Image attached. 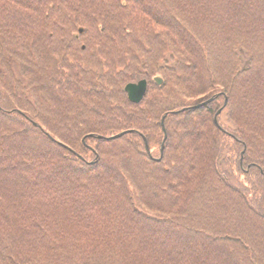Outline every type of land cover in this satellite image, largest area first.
<instances>
[{
	"label": "trees",
	"instance_id": "1",
	"mask_svg": "<svg viewBox=\"0 0 264 264\" xmlns=\"http://www.w3.org/2000/svg\"><path fill=\"white\" fill-rule=\"evenodd\" d=\"M221 51L225 92L200 109L165 110L164 151L149 156L151 121L134 123L165 109V75L193 96V84L220 71ZM139 64L164 70L155 87L163 108L150 100L145 118L129 108L146 97L133 104L121 87L150 81ZM225 96L231 128L209 123L212 160L208 141L196 150L184 142L180 161L161 171L169 115L189 126ZM144 155L157 177H172L153 184L174 208H147ZM244 161L260 173L241 181ZM255 220L261 239L248 236ZM0 264H264V0H0Z\"/></svg>",
	"mask_w": 264,
	"mask_h": 264
},
{
	"label": "rangeland",
	"instance_id": "2",
	"mask_svg": "<svg viewBox=\"0 0 264 264\" xmlns=\"http://www.w3.org/2000/svg\"><path fill=\"white\" fill-rule=\"evenodd\" d=\"M86 25H89V24L86 23ZM35 29H37V28H35ZM42 31H46V27L43 28ZM30 32H31V29L28 31V34H30ZM146 36L147 35H144V38H146ZM39 47H38V49H39ZM39 50H40V52L42 54L43 60L46 59L45 52L43 51V49H39ZM221 52H222L221 54L217 53L216 57L213 59V62H215V63H213V68L215 67L214 64H216L220 71L213 75L214 79L211 81V83L207 84V79L209 77L208 73H207V75H206L207 78H205L204 80L201 79L199 82L193 84L192 87H191V91L193 92V96H191V94L189 93L190 89H187V87L184 86V85L182 86L177 81V79L169 81L168 78H167V75H165V72H164V75H165L166 80H167V82L165 84L166 86L164 87V90H163L165 92V98H164L165 109H159V112H157L155 114L156 117L155 118H150L151 120L148 119V117H146V120H143V121H140V122L135 121V123H134L135 124L134 127L141 128L140 125H147V124H143L144 121H147V122H148V120L151 121V125H152L154 130L151 131V128H149L147 130V132H146L147 133L146 136L149 135V137H152V139L148 138V144H149V147H150V150H151V154H153V156H155L156 158L160 156V152H161L160 150H161V147H162V144H163V139H164V132H163V130L161 131L162 126H160L161 125V121H162L163 118H166L168 116V114H169V113H166L165 110L166 111L167 110L172 111L174 109L178 110V109L184 107V105L186 107L195 106V105H197L199 103H203V102H205V101H207V100H209L211 98H214V96L219 94V93L225 92V52H223V51H221ZM89 58H90V56L88 54H86L85 58H84V61H88ZM219 58H222L221 59V66H219V64L217 62L219 60ZM137 67H138L137 70L140 71L142 74L143 73L147 74V75H145V77H149L150 80L152 79V76L155 75V74L154 75L151 74V69L150 68H149L150 71H147L145 73L144 69L141 67L140 64ZM92 68L96 69L97 71L102 70L95 63H94V66H92ZM163 71L164 70L158 69L157 71H155L153 73L163 74ZM18 72H19V70L17 69V73ZM129 79L130 78H127L125 81H128ZM126 84H127V82H125L123 85H121V87L124 88V86ZM155 87H157V86H154L153 83H152V86L150 85V88H151L150 92H148L147 96H145L146 97V101H148V103H146V102L142 103L139 108H134V107L129 108V111H131V113H133V114H135V112L138 111L135 115L139 116L138 118H145V117H143V114L146 113L145 110L152 109V107H151L152 104H151L150 100H153L155 102V106H157V105L159 106L158 108H163V102L156 99V98H158V90H156ZM38 95H40V94L38 93ZM113 99H115L116 101L119 100V98H114V97L112 98V100ZM85 102H89V101H85ZM118 102L122 103V100H120ZM227 102H228V100H227V97L225 96V100L224 99H219V101L216 103V106H212L210 108L212 110V112H210V113L209 112H205V111L194 112V114L191 115L193 119L189 121L190 125L186 126V127H185V123L187 122V119H183L184 118V117H182L183 114H176V115L175 114H170L169 115V117H168V119L170 120V126H169V130H168L169 138H168V142H167V149H166V152H165V155H164V160H163L164 162L161 163V166H160L161 167V169H160L161 171L163 170V172H164V171H166V169H169V168L172 171V167L174 165H171V164L178 163L180 161V156L185 154V150H187L185 145H188V146L191 147V149L193 148V150H196L198 148H201L199 146L200 143H206L208 141L209 143L207 144L208 145L207 148H208L209 154L206 156L205 159L212 160L211 156L212 155L214 156V152H212L210 150V148L214 145V142L211 140L212 139L211 132H212L213 135H216V134L211 130V128L209 126V123L211 122V123L215 124V116H217V122H218V119H219L218 124H220V126L223 129H225V126L231 128L230 125L228 124L227 116H225V109H224V111L221 109L223 106L225 107ZM51 104H53V103H51ZM158 108H156V110ZM50 111H51L52 115L57 113V110L54 107L51 108ZM219 111H220V113L218 114ZM150 113H152V112H150ZM147 114H149V113H147ZM206 114L211 118V120L209 119L207 124H206L207 119H203L202 118L204 115L207 116ZM78 116H81V115H78ZM188 116H187V118L190 117V116L189 117ZM218 116H219V118H218ZM228 117H229V115H228ZM153 122H156L157 124L154 123V125H153ZM164 126H165V119H164ZM214 126L217 127V129L223 130L219 125L215 124ZM130 128H132V127H129V129ZM77 130H80V129H77ZM124 131H128V130H123L122 132H124ZM198 131H200V132L203 131L205 133V134H202V135L200 134L202 138L201 137H195L196 134H199ZM86 132H87L86 130L83 131V133H86ZM122 132L119 131V133H122ZM114 133L116 134V132H114ZM190 133H191V135H190ZM203 135H205V136H203ZM223 135L224 134H222V136ZM113 136H115V135L107 137L106 139L113 140V139H109V138H111ZM196 138L197 139L200 138V140H198L196 142ZM207 138H209V139H207ZM220 138H221V140H220V147H219L220 151L219 152H220V154H222V158L220 160L221 161V170L224 173V171H225V138L224 139L222 137H220ZM184 142H185V145H184ZM139 144H140L141 150H143L144 149V145L141 142H139ZM221 144H223V146ZM105 146L107 147V146H113V145L112 144H105ZM242 151L244 152V149H243V147H240L239 148V156L241 155ZM235 152H238V146H237V149H236ZM135 153H133V156H131V158L133 157V164L132 165H135L136 161L137 162L140 161L139 157H137ZM236 156L238 157L237 154H236ZM233 158H235L234 154H233ZM141 159H143V161L146 162L148 164V166H149L147 171L144 172L145 175H146L144 177V178H146L144 181H146L147 184H146V186H145V184H142L146 188L145 189L146 201L149 202L148 204L146 202L147 208L156 209V208H161V207H164V206H167L168 207L167 209L174 208V207L171 206V204L170 205H168L167 203L163 204V202L159 201V199L157 198V197H160L162 199L163 196H164L163 195L164 191H167L168 194H170L168 189L164 187L161 190L160 188H157L153 184L154 181L159 182V180L161 181L164 178L171 179L172 177L165 176L164 174H162L160 177H157L158 173L161 174V171L160 172H158V170L156 171V168L158 166L151 164L150 160L145 155ZM241 159L242 158L239 157L238 162L242 161ZM217 163H219V161ZM250 164H251L250 162L244 161L242 166L240 164L236 165L235 170H237V176H238V178L241 181L246 179L245 178L246 177L245 173H248V172L251 171V169H249ZM151 171H155V172L151 173ZM252 171H251L252 177H254V176L258 175V173H260L259 169H257V171L252 169ZM210 174H212V172ZM148 176H149V178H147ZM212 176L214 177V175H211V176H209V179L216 180ZM238 178L234 180L235 183L237 181H239ZM221 185H222V187L224 189V192H222L221 195H225V184L223 185L222 178L220 179L219 183L216 182V188H220L221 189ZM163 189H164V191H163ZM213 198H214V196H213ZM158 204L159 205L162 204V206H159ZM252 225H247V227L248 226L252 227V230H251L250 234H248L249 238L250 239H255V238L261 239L262 237L260 236V234L263 233V232H260V234L255 236L256 235V231H257V227L256 226L257 225L260 226L259 220H255V223L253 222ZM242 235H244V234H242Z\"/></svg>",
	"mask_w": 264,
	"mask_h": 264
},
{
	"label": "water",
	"instance_id": "3",
	"mask_svg": "<svg viewBox=\"0 0 264 264\" xmlns=\"http://www.w3.org/2000/svg\"><path fill=\"white\" fill-rule=\"evenodd\" d=\"M78 31L80 33H83L84 30L83 29H79ZM154 82L158 86H160V85H162L163 80H162L161 77H155L154 78ZM147 86H148V83H147L146 80H141L138 83H130V84L126 85L125 92H126V94L128 96L129 101L132 102V103H134V104H139L143 100L144 95L146 94ZM212 100H213V98L209 99L208 101L204 102L201 105L196 106V108H199L201 106H204V105L208 104L209 102H211ZM219 113H220V111L218 112V114ZM164 119L165 118H163L162 121H161L162 130L164 132V141H163V144H162V147H161V153H163V150H164V142H165V140L167 138V133H166V129H165V126H164ZM215 124L216 125H219L218 122H217V116H215ZM128 132H130V131L122 132L120 134H117V135L109 138V139H118V138L122 137L123 135H125ZM51 139L53 141L57 142L53 138H51ZM57 143L60 144V145H62V146H64V147H67V146L63 145L62 143H60V142H57ZM144 143H145V148H146L147 153L150 154L149 145H148V143H147V141H146L145 138H144Z\"/></svg>",
	"mask_w": 264,
	"mask_h": 264
}]
</instances>
